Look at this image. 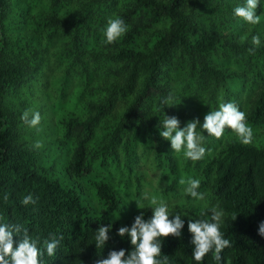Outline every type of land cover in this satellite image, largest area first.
Segmentation results:
<instances>
[{
	"label": "trees",
	"instance_id": "16d2710c",
	"mask_svg": "<svg viewBox=\"0 0 264 264\" xmlns=\"http://www.w3.org/2000/svg\"><path fill=\"white\" fill-rule=\"evenodd\" d=\"M245 3L0 0V224L26 228L44 253L41 264H96L112 250H133L130 238L117 231L130 228L141 212L151 218L150 197H144L150 183L149 195L184 221L180 237H160L159 259L264 264L258 234L264 221V0L256 25L234 14ZM110 18H122L128 31L108 44ZM253 36L261 43L249 52ZM47 81L56 84L55 100H62L52 105L60 111L53 114L65 148L64 183L52 174L55 164H45L52 155L34 147L39 130L21 119L31 99L44 105ZM25 90L31 99L21 100ZM167 97L173 106L163 103ZM227 102L260 129L251 144L229 128L219 139L201 128L204 116ZM165 115L177 116L180 127L199 120L203 159L193 162L172 151L160 136ZM30 130L32 141L25 138ZM189 178L200 180L203 200L186 193ZM29 194L36 203L23 205ZM136 199L139 208L131 207ZM213 207L224 212L220 230L231 246L220 261L209 252L197 262L188 222L211 221ZM109 223L110 238L96 249L95 231ZM53 235L63 239L48 256L44 241ZM13 239L18 245L23 233L14 232Z\"/></svg>",
	"mask_w": 264,
	"mask_h": 264
},
{
	"label": "clouds",
	"instance_id": "9594fccd",
	"mask_svg": "<svg viewBox=\"0 0 264 264\" xmlns=\"http://www.w3.org/2000/svg\"><path fill=\"white\" fill-rule=\"evenodd\" d=\"M258 3L259 0H246L243 6L234 8V14L249 24H259L260 16L256 14ZM127 31L128 26L122 18H110L104 31L106 42L108 44L116 42ZM260 43L259 36H253L252 44L254 47L249 49V52H254ZM163 103L168 106L174 105L171 103V97L165 98ZM21 119L29 127L39 130L38 125L42 119L39 112H32L30 117V112L26 110ZM198 125L199 120L194 119L188 121L184 127H180V120L177 116L165 115L160 136L171 142L172 151L176 153L183 151L185 158L196 162L203 159L206 154V148L202 146L204 137L196 131ZM201 128L206 130L208 135L217 139L222 137L226 128H229L245 145L251 144L254 136V130L247 123L245 112L241 111L234 102L221 103L218 110L207 113ZM34 147L39 149L43 147V144L36 141ZM184 183L185 180L181 179L180 184ZM200 183L198 179L189 178L185 189L186 193L196 200L204 199V194L198 191ZM4 199H8L7 195L4 196ZM21 203L23 205L35 204L36 200L29 194L21 200ZM149 205L153 212L151 218L146 220L143 212H141L135 216L134 223L130 228L122 226L117 231L119 236L127 235L130 238L133 250H112L107 258L97 260L96 264H167V256L162 260L159 259L162 253L160 237L167 238L170 235L180 237L184 221L180 215H170L168 205L163 199L152 196L149 198ZM211 213V221L189 219L188 222V230L192 234L191 244L194 246L192 256L197 262L202 261L209 252H214L213 258L220 261L222 250L231 246L230 241L224 238V234L220 230L224 215L223 210L213 207ZM170 216L174 218L170 219ZM236 216L233 217V220ZM111 228L112 224L109 223L107 226L101 225L95 231L96 249L105 247L110 238L109 231ZM14 232L23 233V239L18 245H15L13 239ZM258 234L264 237V221L259 225ZM62 239V236L57 239L53 235L44 241L48 256L55 255ZM43 254L41 248L38 247V240L32 239L26 228L19 225L0 224V264H41L40 258Z\"/></svg>",
	"mask_w": 264,
	"mask_h": 264
},
{
	"label": "rangeland",
	"instance_id": "374dc122",
	"mask_svg": "<svg viewBox=\"0 0 264 264\" xmlns=\"http://www.w3.org/2000/svg\"><path fill=\"white\" fill-rule=\"evenodd\" d=\"M13 10L10 12L12 13ZM13 15V13L11 14ZM16 22H14L12 24V29L15 28L16 26ZM12 29H10L9 31H11ZM56 84L53 85L50 83V81L48 82L47 81V86L45 87L47 89V96L45 97H42V100L45 101L44 105L41 106L42 103H38L36 101H32L31 97L29 94H32V93H28L27 90L24 91V96L22 97L21 100H23V98L25 100H29L31 99L30 103H28V107H27V110L32 113V112H39L42 119H41V122L40 124L38 125L40 128H39V132L37 131H34V129H31L32 131L35 132V136L32 135L31 133V130H30V133L29 134H26L25 135V138L32 141L31 140V136L34 137V140L35 142L36 141H40L42 142L43 144V147L41 149L42 151V154H44V152H49L51 155H52V162H45V164L47 165V167H49V165L51 164H55V169H57L56 171H54V173L52 172L53 176L58 178L62 183L66 182V180L68 181V177L65 175V172L64 170H60L61 167V164H63L65 158V154H64V151H65V148L62 147V145L60 146L59 144V141H61V136L59 134V120L57 121V117L56 115L53 114V112H60L56 107H54L52 104L53 103H56L57 105H60L62 100L60 98H58L57 100H55V97L57 95V92H56ZM33 88V86H32ZM41 89V88H40ZM39 89V90H40ZM33 92H35V86H34V90ZM36 92H39V91H36ZM29 95V96H28ZM28 97V98H27ZM73 100H74V97H72ZM17 101V100H16ZM30 117H31V114H30ZM255 131H258L260 130L259 128H254L253 126H251ZM37 129V128H36ZM37 134H39V136L37 137ZM59 167V169H58ZM151 183L149 184V186L147 187L148 188V191L145 192V198L146 196H149V193L151 192ZM148 194V195H147ZM149 201V200H147ZM137 202H138V206L139 205H142V201L140 199H136L133 203V206L131 207H136L137 206ZM101 208H97V210L99 211ZM127 214V211L124 213V215Z\"/></svg>",
	"mask_w": 264,
	"mask_h": 264
}]
</instances>
